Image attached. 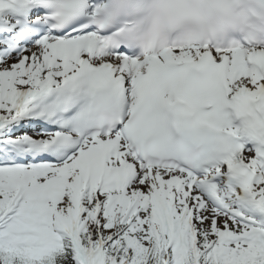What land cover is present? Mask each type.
Here are the masks:
<instances>
[{
    "label": "snow or ice",
    "instance_id": "snow-or-ice-1",
    "mask_svg": "<svg viewBox=\"0 0 264 264\" xmlns=\"http://www.w3.org/2000/svg\"><path fill=\"white\" fill-rule=\"evenodd\" d=\"M0 264H264V0H0Z\"/></svg>",
    "mask_w": 264,
    "mask_h": 264
}]
</instances>
